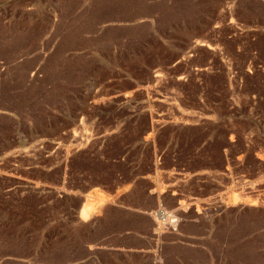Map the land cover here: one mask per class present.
<instances>
[{
    "label": "rangeland",
    "instance_id": "374dc122",
    "mask_svg": "<svg viewBox=\"0 0 264 264\" xmlns=\"http://www.w3.org/2000/svg\"><path fill=\"white\" fill-rule=\"evenodd\" d=\"M135 174L198 196L159 264H264V0H0V264H99Z\"/></svg>",
    "mask_w": 264,
    "mask_h": 264
},
{
    "label": "crops",
    "instance_id": "0c3cea01",
    "mask_svg": "<svg viewBox=\"0 0 264 264\" xmlns=\"http://www.w3.org/2000/svg\"><path fill=\"white\" fill-rule=\"evenodd\" d=\"M140 177L150 181L142 189H138L137 184ZM102 190L114 196L102 202L96 212L83 219L85 224L90 223L92 230L91 237L85 241V260L91 255L99 264H127V260L135 261L134 264H159V260L165 256L166 245H181L179 236L185 234L182 228L200 221V211L195 206L197 195L184 196L174 185L156 190L152 178L145 174L133 175L126 186L119 185L112 192L104 188ZM138 193L151 196L152 199H141ZM163 198L182 213L181 229L160 231L156 227L151 211L157 206V201ZM81 205L78 206V213Z\"/></svg>",
    "mask_w": 264,
    "mask_h": 264
},
{
    "label": "built area",
    "instance_id": "2783aa9c",
    "mask_svg": "<svg viewBox=\"0 0 264 264\" xmlns=\"http://www.w3.org/2000/svg\"><path fill=\"white\" fill-rule=\"evenodd\" d=\"M155 217L156 227L160 231H177L181 216L175 210L158 204L152 211Z\"/></svg>",
    "mask_w": 264,
    "mask_h": 264
}]
</instances>
